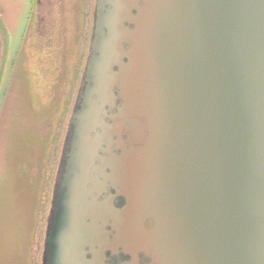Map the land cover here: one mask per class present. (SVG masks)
I'll list each match as a JSON object with an SVG mask.
<instances>
[{"label": "water", "instance_id": "1", "mask_svg": "<svg viewBox=\"0 0 264 264\" xmlns=\"http://www.w3.org/2000/svg\"><path fill=\"white\" fill-rule=\"evenodd\" d=\"M68 131L48 264H264V0H94Z\"/></svg>", "mask_w": 264, "mask_h": 264}, {"label": "rangeland", "instance_id": "2", "mask_svg": "<svg viewBox=\"0 0 264 264\" xmlns=\"http://www.w3.org/2000/svg\"><path fill=\"white\" fill-rule=\"evenodd\" d=\"M94 0H0V264H41Z\"/></svg>", "mask_w": 264, "mask_h": 264}, {"label": "flooded vegetation", "instance_id": "3", "mask_svg": "<svg viewBox=\"0 0 264 264\" xmlns=\"http://www.w3.org/2000/svg\"><path fill=\"white\" fill-rule=\"evenodd\" d=\"M79 86H80V83L78 84L77 93H78V90H79ZM76 97H77V94H76ZM75 102H76V99H75ZM74 106H75V103H74ZM68 139H69V131H68V124H67L66 135H65L64 142H63V145H62V151H61V155H60L61 157H60V160H59V166H58V170H57V177H56V182H55V186H54L52 208H51V211H50V217L48 219V223H47L46 231H45V236H44V241H43V250H42L43 262H42V258H41V264H48L47 263L48 262V251L45 248V237H46L47 233H49V231L51 229L52 213H53V210H54V204H55V201H56V198H57L58 184H59V181H60V178H61V172H62V169H63L64 146H65V144H66Z\"/></svg>", "mask_w": 264, "mask_h": 264}]
</instances>
